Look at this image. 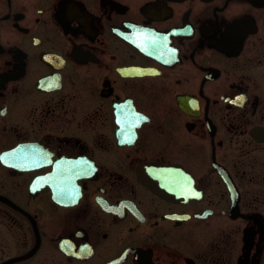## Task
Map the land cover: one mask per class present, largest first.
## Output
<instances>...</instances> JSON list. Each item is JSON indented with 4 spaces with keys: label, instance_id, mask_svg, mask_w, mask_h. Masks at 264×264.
<instances>
[{
    "label": "flooded vegetation",
    "instance_id": "1",
    "mask_svg": "<svg viewBox=\"0 0 264 264\" xmlns=\"http://www.w3.org/2000/svg\"><path fill=\"white\" fill-rule=\"evenodd\" d=\"M264 264V0H0V264Z\"/></svg>",
    "mask_w": 264,
    "mask_h": 264
},
{
    "label": "water",
    "instance_id": "2",
    "mask_svg": "<svg viewBox=\"0 0 264 264\" xmlns=\"http://www.w3.org/2000/svg\"><path fill=\"white\" fill-rule=\"evenodd\" d=\"M5 264H8V262H7V263H5Z\"/></svg>",
    "mask_w": 264,
    "mask_h": 264
}]
</instances>
